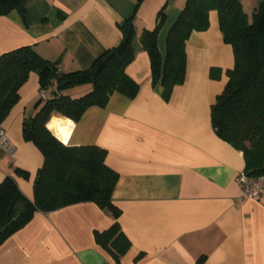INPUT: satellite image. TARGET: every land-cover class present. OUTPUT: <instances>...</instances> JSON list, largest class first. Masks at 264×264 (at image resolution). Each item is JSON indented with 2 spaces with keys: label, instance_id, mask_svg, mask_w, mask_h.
<instances>
[{
  "label": "crops",
  "instance_id": "1",
  "mask_svg": "<svg viewBox=\"0 0 264 264\" xmlns=\"http://www.w3.org/2000/svg\"><path fill=\"white\" fill-rule=\"evenodd\" d=\"M250 18L260 0H239ZM138 3V5H137ZM185 0H23V13L0 15V55L32 46L61 72L88 68L124 37L130 19L136 41L125 71L138 85L134 98L114 92L105 107L92 106L73 120L53 112L46 123L63 144L106 149L105 163L118 173L112 201L117 221L131 242L121 264H264V198L241 196L236 177L244 171L242 151L220 138L210 109L226 84L233 52L224 43L215 10L205 31L186 41V70L170 98L151 84L144 30L159 13L164 22L157 48L165 56L168 32ZM90 85L63 92L77 97ZM49 92V91H48ZM38 76L29 75L19 100L0 127L16 146L0 153V182L11 176L27 202L43 164L37 146L23 136V124L39 106ZM19 168L27 177L17 174ZM115 219L94 202H78L30 219L0 244V264H113L96 243L95 231Z\"/></svg>",
  "mask_w": 264,
  "mask_h": 264
},
{
  "label": "trees",
  "instance_id": "2",
  "mask_svg": "<svg viewBox=\"0 0 264 264\" xmlns=\"http://www.w3.org/2000/svg\"><path fill=\"white\" fill-rule=\"evenodd\" d=\"M22 1L0 0V15L23 13ZM211 10L217 12L223 41L233 52L226 84L211 105V124L220 138L242 151L244 171L258 175L264 173V0L258 2L250 18L239 0H185L168 32L165 56L157 48V34L165 19L162 11L155 26L142 32L140 48L149 56L151 84H160L161 96L168 100L173 88L185 79L186 41L193 31L208 28ZM126 22L130 23V19ZM110 51L114 54L97 70L98 63ZM135 53L131 28L126 41L107 49L88 68L71 72H61L56 62L42 57L32 46L0 55V124L19 100V90L31 73L38 76L39 93L44 91L48 97L43 100L39 95V108L22 129L24 138L32 141L43 155L33 183V201L23 198L13 177L6 176L0 182V244L22 227L34 210L48 212L89 201L109 211L115 219L108 228L95 231L94 238L111 256L113 264H121L131 242L117 221L121 211L113 204L112 193L118 173L106 165V149L63 144L46 123L53 112L77 122L87 108L105 107L114 92L134 98L138 85L125 69ZM65 80L68 83L58 87ZM83 84L90 88L77 97L63 92ZM14 171L27 177L24 170Z\"/></svg>",
  "mask_w": 264,
  "mask_h": 264
},
{
  "label": "built area",
  "instance_id": "3",
  "mask_svg": "<svg viewBox=\"0 0 264 264\" xmlns=\"http://www.w3.org/2000/svg\"><path fill=\"white\" fill-rule=\"evenodd\" d=\"M39 95L43 100L48 98L44 91H41ZM15 151L16 146L10 142L6 133L0 127V153L12 156ZM236 182L240 185L243 198L253 200L264 198V173L249 175L243 171L237 175Z\"/></svg>",
  "mask_w": 264,
  "mask_h": 264
},
{
  "label": "water",
  "instance_id": "4",
  "mask_svg": "<svg viewBox=\"0 0 264 264\" xmlns=\"http://www.w3.org/2000/svg\"><path fill=\"white\" fill-rule=\"evenodd\" d=\"M131 24L129 22H125L124 23V26H123V32H124V37H123V40L126 41L129 34H130V31H131ZM114 54V51H110L108 54H106V56L102 59V61L100 63H98L97 65V70H100V68L102 67V64L112 55ZM68 83V80H65L63 82H61L59 84L58 87H62L64 85H66ZM30 120H27V122H29Z\"/></svg>",
  "mask_w": 264,
  "mask_h": 264
},
{
  "label": "bare ground",
  "instance_id": "5",
  "mask_svg": "<svg viewBox=\"0 0 264 264\" xmlns=\"http://www.w3.org/2000/svg\"><path fill=\"white\" fill-rule=\"evenodd\" d=\"M50 131V130H49Z\"/></svg>",
  "mask_w": 264,
  "mask_h": 264
}]
</instances>
